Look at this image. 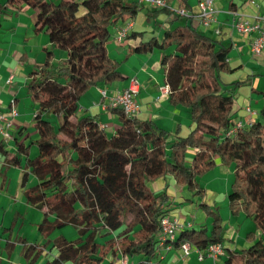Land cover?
<instances>
[{"label":"trees","instance_id":"1","mask_svg":"<svg viewBox=\"0 0 264 264\" xmlns=\"http://www.w3.org/2000/svg\"><path fill=\"white\" fill-rule=\"evenodd\" d=\"M165 1L167 7L144 11L145 18L153 20L160 14L173 15L160 40H144L143 32H130L125 39L139 38L131 54L160 53L169 103L184 106L190 116L186 135H180L179 128L168 132L152 120L128 117L118 107L106 109L118 122L110 135L98 114L76 116L85 92L121 80L106 45L113 26L135 19L143 5L132 0L0 3V16L9 7L35 9L37 30L50 46L67 53L66 59L53 63L54 54L43 47L44 61L34 65L27 83L38 103L33 118L38 137L27 145L18 143L10 159L18 166L19 157H25L23 196L42 215L38 231L45 242L23 246L24 264L40 258L41 264H118L116 253L131 264L159 261L165 257L159 246L161 219L194 197L200 199L205 218H211L210 225L191 228L179 223L174 239L168 241L174 249L189 243L204 256L210 244L221 243L224 255L217 264H264V104L250 125L230 132L235 91L247 82L221 81L220 74L234 71L228 63L232 45L199 32L191 16L174 14L169 7L176 1L179 9L189 11V0ZM219 30L217 36L222 37L220 26ZM252 92L264 97L263 92ZM49 113L59 117L57 129L46 119ZM32 146L37 148L34 157ZM188 151H194L190 161ZM7 153L0 142V154ZM218 164L233 167L227 193L231 215L243 213L253 225L244 235L247 245L240 249L224 243L231 241L225 238L219 207L203 201L206 192L199 178ZM28 174L35 177L31 186H25ZM168 178L184 186L189 199L173 202ZM159 179L163 189L154 193L148 183Z\"/></svg>","mask_w":264,"mask_h":264},{"label":"crops","instance_id":"2","mask_svg":"<svg viewBox=\"0 0 264 264\" xmlns=\"http://www.w3.org/2000/svg\"><path fill=\"white\" fill-rule=\"evenodd\" d=\"M4 1L0 0V3ZM197 2L198 0H189L190 10L187 12L191 17L198 10ZM142 5L144 9L137 14L135 19L130 21L129 33L143 32L144 40L151 36H155L160 40L161 33L170 26L169 23L173 15L160 14L154 20L147 19L144 11H150L153 8L146 4ZM169 5L173 12L179 9L176 1ZM215 8L217 11L216 22L206 27L200 25L192 17L193 23L199 32L212 36L216 40H222L224 43H231L228 63L234 71L222 73L220 77L223 83L247 81L235 91V115L232 119L235 122L242 121L245 123L249 119V115L245 111L246 106L258 111L264 104V97L257 93L255 95L252 92V89H254L264 93V50L259 56H252L248 51V45L254 35L243 36L239 34L231 27V22L234 18L233 11L249 17L264 15V2L263 0H215ZM35 20L36 10L25 5L18 8L9 7L0 16V109L6 111L10 106H15L18 116L14 119L15 128L12 130L13 138L11 140H16L18 143L22 142L24 145L38 137L33 119L37 113L38 103L27 87V83L31 79L30 73L35 69L34 65L43 63L45 58L43 47L49 48L54 54L53 63L67 58L66 52L59 51L49 45L47 36L35 27ZM119 25H114L111 29L110 39L106 45L107 53L118 64L119 71L121 66H127L129 69L125 74L120 71L121 80L93 87L85 92L80 100L76 116L81 115L83 112L92 115L98 114L101 127L105 131L113 126L115 127V125H111V122L116 120V116L107 112L106 109L109 107L108 98L101 97L99 91L101 88H106L107 97H109L112 93L124 90L130 79L136 78L139 82V91L135 98L136 116L143 120H152L168 132L179 128V134L186 135L192 125L188 110L182 105L173 107L169 103L168 92L165 93L160 90V87L165 85L159 66L160 53L157 50L147 54L129 53V49L138 43L139 38L124 39L122 43L113 41L114 33ZM217 25L222 28V37H218L214 32V27ZM11 140L8 141L9 144L7 143L8 146H6L7 155L0 154V183L3 180L7 182L4 186L0 184V248H3L7 242L12 243L14 241L8 239L9 236L12 238L17 236L18 239H23L24 213H26L25 217H31L34 221L37 231L38 224L42 221V218L39 219L40 213L29 206L23 196L24 187L21 186L20 182L25 157H19L18 166H13L5 161V158L11 159L14 154L12 153L14 147L11 146ZM33 150L34 146L30 147V157H32ZM193 154L194 151H188L186 161H190ZM232 172V166L227 167L218 164L207 175L205 174L199 179L202 187L207 190L203 201L209 205H221V216H223V213L228 212L226 208L227 200L224 201V198L228 193ZM29 179L32 182L31 174H28L25 186L31 185L28 184ZM167 183V192L172 195L173 202L178 203L183 199H189L190 194L184 186L175 185L171 178L167 179ZM148 186L154 193H159L163 189V181L161 179L155 180L149 182ZM199 210L194 208L192 204L183 203L174 206L171 209L170 216L178 218L179 223L183 226L189 225L191 228H197L199 225L205 224L209 227L210 218L206 219L203 211H201L200 224L197 227L194 218L189 220L190 216L194 217ZM229 216H231L229 222H232L233 226L228 230L225 238L231 242L225 240L224 243L232 249H239L247 245L244 241V235L253 229V225L248 220L243 221L242 214L235 218L232 215ZM237 219L241 220L243 228L241 225L235 226V220ZM38 242L36 241V243ZM42 242L44 243L45 239ZM36 243L26 242L23 246L37 245ZM22 248H20L19 253L20 260L22 259ZM17 250L18 248L15 246L11 253V259H14L13 255ZM163 255L165 261L170 264H211L210 259L207 257L199 259V251L193 248H191L190 255L186 259H182L179 249H172L169 252L163 251ZM2 260L5 261L3 264H9L12 261L6 257ZM16 264H21V262H16Z\"/></svg>","mask_w":264,"mask_h":264},{"label":"built area","instance_id":"3","mask_svg":"<svg viewBox=\"0 0 264 264\" xmlns=\"http://www.w3.org/2000/svg\"><path fill=\"white\" fill-rule=\"evenodd\" d=\"M137 2L139 5L146 4L149 7L156 9L161 7H167V2L165 0H132ZM198 12L193 18H195L200 25L210 26L212 23L216 22V8L215 0H199ZM176 14L190 16L188 12L184 9H176L174 11ZM234 18L231 22V27L243 36L254 35L249 42L248 51L249 53L256 57L262 54L264 50V15H253L245 16L240 13L233 11ZM130 21L119 25L114 33V41L117 43H122L124 39L129 34ZM219 27L214 29L215 34L219 33ZM160 90L167 93L168 86L164 85L160 87ZM139 91V82L136 78H131L128 86L121 92L112 93L107 97L106 88H101L100 95L103 98H108L109 107L121 108L124 114L128 117H135L137 114V105L135 97ZM245 111L249 115L247 122L236 121L231 127L230 132L235 131L236 128L250 125L256 118V111L250 106H246ZM18 116V112L15 106H10L8 110L3 111L0 109V142L5 144L13 138L12 130L15 128L14 119ZM179 226V220L176 217L165 216L160 221L161 234L159 246L162 251L169 252L174 249L168 241H171L175 237V232ZM191 245L189 243H183L179 250L181 251L182 259H186L190 255ZM224 255V247L221 243H212L208 246L205 251L204 256L199 253V259L207 257L210 259L211 264H217V262ZM161 258V257H160ZM165 257L156 262H149V264H170L165 261ZM119 264H131L129 263L127 257H119Z\"/></svg>","mask_w":264,"mask_h":264},{"label":"rangeland","instance_id":"4","mask_svg":"<svg viewBox=\"0 0 264 264\" xmlns=\"http://www.w3.org/2000/svg\"><path fill=\"white\" fill-rule=\"evenodd\" d=\"M167 5H168V3H167ZM169 7H170V5H169ZM82 10L83 9H80L79 10V12H78V14L80 15V14H82ZM126 22H128V21H126ZM117 24H123V23H117ZM116 24V25H117ZM218 26V25H217ZM216 26V27H217ZM216 27H214V29L216 28ZM219 34V33H218ZM217 34V35H218ZM114 41V40H113ZM127 69H129L127 66L125 67V66H121V68H120V71L122 72V73H124L125 74V72L127 71ZM255 95H256V93H255ZM46 119L47 120H49L51 123H52V125L55 127V129H57L58 128V124H59V117H57L54 113H49L48 115H47V117H46ZM110 122V121H109ZM111 125H115V127H117L118 126V122H117V120H114V121H112L111 122ZM114 126L112 127V128H109V130L107 131L106 130V132L110 135V134H112L113 132H114V128H115ZM190 130V129H189ZM12 141V143H11V146L12 147H14V149L12 150V153H15L16 154V147H17V145H18V142L16 141V140H11ZM10 141V142H11ZM8 144H9V142H7ZM7 143L5 144L6 146H8L7 145ZM27 143H29V141L27 142ZM34 152L32 153V157L33 156H35L36 154H37V148H36V146H34V150H33ZM5 161L7 162V163H11L10 162V159H8V158H5ZM206 175H207V173H206ZM207 178V176L205 177V179ZM32 182H31V179H29L28 180V184H31V185H33L34 183H35V177L32 175ZM200 179V178H199ZM5 183H7L5 180H3V182L2 183H0L2 186H4V184ZM31 185H29V186H31ZM205 189V188H204ZM13 192V191H12ZM205 192H207V190L205 189ZM227 200V196H225V198H224V201H226ZM179 202V201H178ZM182 202V201H181ZM200 202V199L199 198H197V197H194L193 198V201H192V203H190V202H186L185 204H192L193 206H194V208H198V209H200L199 208V206H198V203ZM213 205V204H212ZM216 206H218L219 207V213H220V210L222 209V206L221 205H216ZM226 208H227V201H226ZM227 210H228V212H225V213H223V216H221L222 217V219H223V224L225 225V228H226V232H225V235H226V233L228 232V230L229 229H231V227L233 226L232 225V222H229L230 220H229V218L231 217V216H229V215H231V212H230V210L227 208ZM202 210L200 209L198 212H197V214L196 215H194V217H191L190 216V218H189V220H191V219H193L194 218V220L196 221L195 223V226L197 227L198 226V224H200V219H201V215H202V212H201ZM228 213V214H227ZM40 215V217H39V219H41L42 218V215L41 214H39ZM242 215H243V213H242ZM26 216V213H24L23 214V239H18L17 238V236L16 237H14V238H12L11 236H9L8 237V239H10V240H14L12 243H6L5 244V246L3 247V248H0V264H3V263H5V261H3L2 260V258H7L8 260H12L11 262H9V264H16V262H21V264H23V260L21 259L20 260V248H22V246H23V244L24 243H26V242H30V243H36V241H39L38 243H36L37 245H42V241H44V239L42 238V235L37 231V227H36V224H34L33 222V220L31 219V217H25ZM224 217V218H223ZM234 218L236 217V216H233ZM243 217H244V219H243V221H247L248 220V218L245 216V215H243ZM10 218V217H9ZM28 219V220H27ZM49 220L50 221H52V220H54V217H52V216H50V218H49ZM198 220V221H197ZM210 221H211V218H210ZM236 222H235V226H240L241 225V220L240 219H237V220H235ZM249 221V220H248ZM25 222H28V223H25ZM210 223V222H209ZM245 223V222H244ZM208 225H210V224H208ZM242 226V225H241ZM244 226H242V228H243ZM15 246H17V248H18V250L16 251V253L13 255V258L14 259H11V253H12V251H13V249H14V247ZM240 249V248H239ZM50 258H53V254H51L50 255ZM114 260L119 264V258H118V254L116 253L115 254V256H114ZM43 261V258H40L35 264H41V262Z\"/></svg>","mask_w":264,"mask_h":264}]
</instances>
